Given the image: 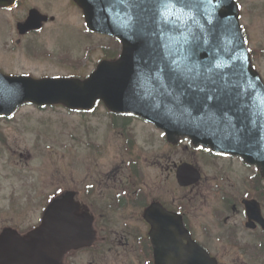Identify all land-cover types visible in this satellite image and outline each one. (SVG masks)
Listing matches in <instances>:
<instances>
[{
  "label": "water",
  "instance_id": "1",
  "mask_svg": "<svg viewBox=\"0 0 264 264\" xmlns=\"http://www.w3.org/2000/svg\"><path fill=\"white\" fill-rule=\"evenodd\" d=\"M13 1L0 3L8 6ZM74 1L90 30L120 39V56L101 61L83 80L0 73V114L8 116L25 102L86 110L101 100L112 112H131L154 123L170 142L187 136L194 145L238 155L264 178V84L251 66L234 0H191L190 15L187 10L177 11L179 19L171 18L174 28L158 14L157 0ZM46 19L35 14L22 27L38 28ZM173 60L182 61L181 69L185 62L198 68L174 73ZM193 82L199 89L189 87ZM189 170L185 177L178 176L182 184L193 182ZM244 204L247 225L255 220L264 229L258 203L245 200ZM71 210V200L62 197L50 204L41 224L26 235L0 234V264H58L66 250L84 245L90 239V222L85 217L77 220ZM161 212L152 204L143 216L149 221ZM163 214L170 235L172 227L183 228L174 213ZM166 245L169 257H160L156 264H216L195 243H174L170 237ZM155 250L165 249L156 244Z\"/></svg>",
  "mask_w": 264,
  "mask_h": 264
},
{
  "label": "rangeland",
  "instance_id": "2",
  "mask_svg": "<svg viewBox=\"0 0 264 264\" xmlns=\"http://www.w3.org/2000/svg\"><path fill=\"white\" fill-rule=\"evenodd\" d=\"M29 1L27 0V2ZM238 2L241 8L240 23L246 35L252 63L264 80V0H238ZM67 3H69L68 0H50V10H47V13L52 14L57 19L54 23H48L41 32L32 36L31 39L51 50L55 61H58L60 57L74 58L78 61L75 63L76 65L85 64L83 69L85 66H90L86 70L87 72L92 67V59L101 56L102 46L105 49L117 50L118 45L111 37L103 38V36L84 33L80 27L78 9L71 4L67 6ZM30 5L35 4L30 3ZM40 6L43 9L47 8V6ZM17 8L13 9L17 11L15 14H24V10H17ZM0 52L6 53L9 58L20 59L15 64L11 60L9 65H6V70L11 72L28 71L37 76L44 73L52 75L68 73L70 75L81 70L78 66L74 67V70L67 71V66L45 61L48 57L45 60L43 57H39L40 60L32 62V58L21 48L16 52L8 47L5 51L0 49ZM82 57L83 59H81ZM38 117L42 119L40 129L52 131L54 135L46 134L44 136L42 134L41 138L44 137L48 141L41 143L37 150L36 146L32 148L34 158L30 161V166L34 173L31 171V176H24L22 181L20 180L18 183L28 182L32 177L49 183L48 187L42 189L43 205L46 195L50 194L52 189L60 185H67L71 178L75 181L81 179L87 169L89 171L94 170L93 167L96 169L98 167L100 171L105 167L108 170L112 166L119 165L120 161L132 160L135 161L133 163L135 170L125 171L124 174L135 178L137 187H144L143 194L155 196L157 193H164L163 195H167L169 202L174 203V206L179 205L181 207L184 204L188 215L187 219L194 224L196 232L207 236L205 244L213 255L218 256L219 264H241V260H237V262L235 260L240 252V247H233L235 233L240 236L241 230L233 227V223L225 224V217L221 219L222 217H216V215L229 214L228 219L235 215L232 220L241 226L243 218L239 212L234 211L231 214L226 212L233 207L229 203L225 204L226 200L232 201L237 210H242L239 206L241 204L238 202L240 196L260 199L264 210V198L258 191L259 178L255 168L247 166L238 157L218 159L197 152L193 148L182 149L179 145L171 146L165 141L162 131L142 121H131L130 134L133 141L132 150L134 151L129 154L125 148L122 135L118 133L120 130L112 128V121L101 106H98L90 114L88 112L86 114L72 113L61 107L43 109V112H39L30 106H24L18 110L10 122L18 123L19 126L16 127L19 128H30L34 124V119ZM29 119L32 120L29 121ZM36 120L38 121V119ZM3 127L8 126H4L0 122V128ZM127 132L129 133V131ZM174 160L176 162L180 160L193 162L196 172L199 174L198 181L183 188L178 186L172 171L170 173L166 171L168 167H171L170 164ZM67 161H74L72 168ZM95 162H98L96 166H94ZM219 164H222L229 171L231 180H227L222 171L217 172ZM89 166L90 168H88ZM6 171L7 168L0 167V183L3 190L0 192V206L6 202L8 188ZM112 172H114L111 174L112 177H122L115 169ZM137 180L142 181V184H139ZM227 181V188H221L220 186H223ZM137 194L135 200L138 203L142 198L147 197L143 196L142 193ZM31 213L11 217L4 211H0V229L3 226L13 224L26 230V227L33 222L36 223L39 219L35 211ZM113 219V224L122 226L126 217L115 216ZM141 220L143 221L142 218ZM138 221L139 226L144 227L142 230L144 232V224L140 219ZM107 224L110 226L111 222H107ZM130 224L137 225L136 221ZM222 230L231 232L228 238L223 237ZM240 242L242 243V241ZM255 246V244L252 246L254 250H256ZM76 257L85 259L83 253L76 254ZM138 257L139 259L135 257L134 259L139 263L146 264V254L141 248ZM255 261L257 260L251 261L250 264H258Z\"/></svg>",
  "mask_w": 264,
  "mask_h": 264
},
{
  "label": "flooded vegetation",
  "instance_id": "3",
  "mask_svg": "<svg viewBox=\"0 0 264 264\" xmlns=\"http://www.w3.org/2000/svg\"><path fill=\"white\" fill-rule=\"evenodd\" d=\"M49 2L50 0H30L29 2H27V0H14V3L10 6L1 5L0 3V49L5 51L10 47V49L12 48L14 51L18 52L21 48L32 58V62L38 60L39 57H43L44 60L48 57L45 61L55 62L65 67L67 66V71L74 70V67L80 66L75 64L78 62L77 60H74V58L71 57H60L58 61H55L51 50L47 49L41 43L37 41L35 42L31 39L32 36H36L38 32H41L48 23H54L57 19L52 14L47 13V10H50ZM68 2L67 6H70L71 4L79 11L78 17L80 19V27L82 31L84 33H89V31L84 30V17L81 9L73 0H68ZM30 3H34L35 5H30ZM40 5L47 6V8L43 9ZM16 7H18L17 10H24V14H15L17 11H14L13 9ZM35 14L37 17L47 18L42 22L41 27L38 29H36L37 27H22L30 16L33 18ZM15 46L18 48L16 49ZM100 55L101 58H106L105 50L101 51ZM100 57L92 59V66L95 61L100 59ZM81 59H83V57ZM11 60H13V64H15L20 59L9 58L6 53L0 52L1 73L6 75H30L34 78L68 75V73L58 75L44 73L36 76L28 71L11 72L5 68L6 65H9ZM84 65L85 64L83 63V65L80 66L81 70H79L78 73L73 72L72 75L84 74L90 67L85 66V69H83ZM106 115L110 117L111 121H113L112 124L114 126L112 128L120 130L118 133L122 135L121 137L125 144V148L129 154H132L134 150H132L133 141L130 134V126L131 121L138 120V117L131 113H106ZM13 118L14 116L9 118L0 116V122L4 126H8L0 128V167L7 168L6 173L8 175V181L6 182L8 187L6 192V202L3 206H0V211H4L11 217L22 216L35 211L36 216H39V219L36 223L33 222L30 226L26 228L24 227L26 230L12 224L10 226H3L0 231L7 227L12 228L19 234H24L28 230H31L40 222L46 204L51 201V199H57L66 193L65 195H67L73 203V215L75 217L83 216V218L85 217L91 223V235L90 239L83 243L84 245L66 251L58 264H142L143 262L139 263L134 259V257L139 259L138 253L140 248L143 253L146 254V264H156V260L160 257H163V259L169 257L170 249L167 247L166 242L167 244L169 243L170 237L174 243H177V241H180L183 245H193L194 243H197L205 248L212 257L216 258L219 264L218 256L213 255L212 251L209 250L205 244L207 236L196 232L194 224L191 220L187 219L188 215L186 214V207L184 204H182L183 206L181 207L179 205L174 206V203L171 204L169 202V197L163 195L164 193H157L155 196L153 194H143L144 187H142L143 189L137 187L135 178L125 176V171L128 172L132 169L135 170V167H133L135 161H120L119 165L112 166L113 168L110 167L108 170H106L105 167L100 171L98 167L97 169L96 167H93L94 170L89 171L87 169L85 175L81 177V179L75 181L71 178V181L67 185H60L59 187L52 189L50 194L46 195L47 197L43 205L42 189L48 187L50 185L49 183L43 182L41 179L36 180L33 177L28 182H18L20 180L22 181L24 176L30 175L31 171L34 173L30 166V161L34 158L32 148L36 146L37 150L39 149V146H41V143L48 141L45 140L44 137L41 138L42 134H44V136H46V134H54L52 131L40 129V122L42 119L39 117L34 119V124L30 128L16 127L19 126L18 123L10 122ZM36 119H38V121ZM30 120L32 119H29V121ZM127 131H129V133ZM179 142L178 145L182 149L186 147L192 148L189 142L185 139H181ZM36 143H38V145H36ZM194 150L202 152L212 158H230L229 155L215 154L202 148ZM173 162L170 164L168 161L171 167H168L166 171L170 173L173 170L176 179L177 166L180 167L187 161L180 160L176 162V160H174ZM67 163L72 168L74 161H67ZM188 163L194 164L193 162ZM94 164V166H96L98 162H95ZM88 168H90V166ZM113 169H115L122 177H112L111 174L114 173L112 172ZM218 171H222L224 175H226L227 180H231L229 171L222 164L217 166V172ZM138 182L139 184H142V181ZM227 184L228 181L220 187L223 189L227 188ZM183 187L184 186H181V188ZM149 191L153 192L151 190ZM0 192H3L1 183ZM137 193H142V195L147 196L148 199L145 197L142 198L139 203L136 202L135 199L138 195ZM262 197L264 198V192ZM247 198L249 197L240 196L238 198V202L241 204L239 206L242 210H237L234 202L225 201V204L229 203V205L233 207L226 212L231 214L234 211H238L243 218V224L241 226L232 220L235 215H232L230 219L227 218L229 217V214L225 213L223 215L218 214L216 217H222L221 219L225 217V224L233 223V227H237L241 230L240 236L238 233H235L233 239V247H240V252L235 258L236 262L237 260H241V264H250L251 261L256 259V263L264 264V230L261 226L256 224L255 221H252L251 225H248V227L245 226V223H249V220L242 202ZM256 200L261 204V213L264 217L262 202L260 199L256 198ZM152 204L161 207L162 212L159 213L158 217L152 216L149 218V221L146 222L143 219V210L145 207L147 209ZM163 211L174 213L176 215L174 218L180 220L183 228L179 230L177 227H172V235H170V225L167 224ZM115 216L126 217L122 226H116V224H113V218ZM106 217L108 218L106 219ZM139 219L145 226L144 232H142L144 227L139 226ZM133 221H136L137 225H131L130 223ZM107 222H111L110 226H108ZM221 233L223 234V237L228 238L231 232L222 230ZM239 240L242 241V243ZM245 243L247 244L245 245ZM156 244H160L165 250L156 251ZM253 244L256 245V250L252 247ZM160 252L163 253V256L159 255ZM78 253H83L85 259L77 258L76 254ZM253 254L254 258L252 259ZM116 255L118 257H115Z\"/></svg>",
  "mask_w": 264,
  "mask_h": 264
},
{
  "label": "snow or ice",
  "instance_id": "4",
  "mask_svg": "<svg viewBox=\"0 0 264 264\" xmlns=\"http://www.w3.org/2000/svg\"><path fill=\"white\" fill-rule=\"evenodd\" d=\"M158 3V14L163 18V22L167 24L169 27L174 28L175 23L171 19L176 16L177 11H185L187 10V14H191L192 6L191 0H157ZM188 57L185 56L183 61H187ZM173 64L175 68L173 69L174 73L180 72L181 70L186 73H192L195 69L198 68V65H189L186 62L183 63V69H181L182 61L180 60H173ZM219 67V65H217ZM196 75L199 76V72H196ZM189 87L199 89V85L195 84L194 82L189 85Z\"/></svg>",
  "mask_w": 264,
  "mask_h": 264
}]
</instances>
